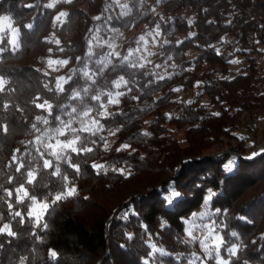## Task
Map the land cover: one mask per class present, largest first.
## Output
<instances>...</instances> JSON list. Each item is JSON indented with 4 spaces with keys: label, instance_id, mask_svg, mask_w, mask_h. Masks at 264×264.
Returning <instances> with one entry per match:
<instances>
[{
    "label": "trees",
    "instance_id": "trees-1",
    "mask_svg": "<svg viewBox=\"0 0 264 264\" xmlns=\"http://www.w3.org/2000/svg\"><path fill=\"white\" fill-rule=\"evenodd\" d=\"M129 9L117 0H0V19L7 16L20 29L18 46L9 42V32L0 44V224L16 233L0 234V264H203L185 221L210 189L216 190L211 208L224 240L222 258L264 264V147L237 160L229 174L223 170L227 153L208 154L226 139L244 142L245 117L264 111V0H129ZM61 12L64 22L53 26ZM141 28L157 38L152 62L135 54L127 59L138 36L118 55L96 41L110 39L114 30ZM238 58L243 65L232 72ZM47 60L69 63L54 71ZM81 71L95 73L93 81ZM67 77L71 81L58 92ZM77 91L80 98L72 99ZM190 91V100L180 96ZM119 92L120 103L108 104L107 94ZM44 101L53 106L50 115L36 107ZM100 104L106 119L97 116L104 111ZM93 119L103 130L81 131V121L91 126ZM75 135L81 137L78 148L93 149L66 153L79 171L47 148ZM14 157L23 161L20 171ZM43 158L53 168L59 164L61 176L44 170ZM29 170L37 173L33 185H27ZM21 184L50 204L40 225L26 216L30 201L16 202ZM69 189L73 195L52 203ZM173 192L180 195L169 203ZM152 243L162 253H152ZM233 245L236 255L228 250ZM205 263L218 264L214 258Z\"/></svg>",
    "mask_w": 264,
    "mask_h": 264
},
{
    "label": "rangeland",
    "instance_id": "rangeland-1",
    "mask_svg": "<svg viewBox=\"0 0 264 264\" xmlns=\"http://www.w3.org/2000/svg\"><path fill=\"white\" fill-rule=\"evenodd\" d=\"M117 1L122 6L124 11L129 9V0H117ZM64 20H65V12H61L59 14V17L57 19H54L53 26L61 25L64 22ZM0 30L4 31L5 33L9 32L10 37L13 34L18 33L15 44L18 45L20 29L14 27L13 22L9 17L4 16L0 19ZM134 36H138L140 44H138V46L135 48L130 47L128 49V54L126 56L127 59H130L135 54L140 58L142 63L152 62V55L155 52V45L157 44V38L151 31L144 30L143 28H141L139 31H132L130 34H125L124 32H121L119 30H114L113 33L111 34L110 39L100 40V41L96 40V41L103 46H109L111 50L110 55H118L122 51L124 43L132 39ZM1 42L2 40H0V44ZM242 65H243L242 58H238L236 64L232 66L231 71L235 72ZM47 66H49L52 70L57 71L64 66V63L57 60H47ZM180 96L185 100H190L193 94L191 91L180 92ZM173 130L176 133V135L180 137V139L184 138L183 132L177 131L175 128ZM240 131L247 136L244 138L245 139L244 142L239 144L238 142L240 140L237 141L232 139H226L223 147L215 148L214 150L208 152V154L226 153L227 151H230L231 149L237 147H239V149L244 153H248L252 148L251 146H253L252 144L253 141L260 143L261 145L264 144V111L256 112L253 116L247 115L244 119L243 128H241ZM114 139L115 137L111 136L109 144L112 143ZM215 191L216 190L214 189H210L206 194V199L209 195V192L214 194L216 193ZM211 206H212V200L209 201L207 204H205L204 202L200 210L195 211L188 216L187 221H185L187 226L186 234H187V238L191 243H198L199 247L201 248V251L204 254L203 259H206L207 261L210 258H214L218 262V260L221 259L225 260L221 256V248L224 245V240H223V244L220 246L219 253H217L215 250H212L210 253L206 252L203 247L204 244H207L210 250L214 249V245L217 243L214 240V237L216 235L222 237L220 232L217 231V226L215 224V219H214L215 212L212 210ZM44 216L41 218V220L44 218ZM151 245H155L156 247H158L154 243H152ZM233 247L238 249L236 245H233L230 248ZM158 248L160 249V251L155 253H162L163 250L160 247ZM206 261H203V264H207L205 263ZM194 262L196 263L197 259H194Z\"/></svg>",
    "mask_w": 264,
    "mask_h": 264
},
{
    "label": "snow or ice",
    "instance_id": "snow-or-ice-1",
    "mask_svg": "<svg viewBox=\"0 0 264 264\" xmlns=\"http://www.w3.org/2000/svg\"><path fill=\"white\" fill-rule=\"evenodd\" d=\"M27 6L28 7H33V5H27ZM44 7L51 9V8H53V5L51 3H47L46 5H44ZM128 12H130V9H129ZM128 12H122V15H127ZM58 17H59V14L54 19H57ZM28 27H31V26L29 25ZM7 35H8L7 33H5L4 31L0 30V40H2ZM17 36H18V33L17 34H13L11 36V39L9 40V42L11 44L15 45ZM63 63L67 64V63H69V61L68 60H64ZM96 63L99 65V64H102V61L97 60ZM233 63H235V61H233ZM100 71H102V68L100 69ZM80 74H81V76H83L88 81H93L94 76H95V73H90L89 71H81ZM70 81H71L70 77L63 78V81H62L61 85L56 90L58 92H60V93H63L65 91V85L68 84ZM4 83L5 82L3 81V78H0V90H3ZM124 85L125 86L127 85V81L124 82ZM114 86H115V88L120 89L122 85L119 82H116ZM82 91H83V93H87L88 89L85 88ZM122 95H123L122 92H119V93H117L115 95H113L111 93L107 94V97H108L107 103L111 104V105H118L120 103L119 97L122 96ZM80 96H81V92L80 91L74 92L72 94V99H78V98H80ZM92 99L96 100V101H100L101 97L100 96H93ZM36 100H40V98L37 97ZM45 105H47V108L45 107ZM36 107H38L42 111H47V113L49 115L51 114V110L53 108V106L51 104H49L47 101H44V103H37ZM98 108H103L104 111L101 112V111L98 110L97 111V116L102 118V119L108 118L106 105L100 104L98 106ZM71 112L72 113H76L77 109L76 108H72ZM90 112H91V109L86 111V112H84V116L87 117ZM43 123L47 124L48 121L45 120V121H43ZM71 123H72V121L68 122L69 125ZM62 125L65 126L64 125V121H62ZM101 130H103V125L100 124L99 120H97V119H93L91 121V126L86 124L84 121H81V131H83V132L90 133L91 135H96L97 132H99ZM55 131L60 133V135H64V132L61 131V129H55ZM76 131L77 130L75 128H71V132L72 133H75ZM144 135H148V133H144ZM84 139L87 140L88 137L86 136ZM101 139H103V138L101 137ZM78 142H81V137L78 136V135H75L74 138L67 139L66 141H61V140L57 139L55 141V144L49 143L47 145L48 150H50L49 151V155L55 157L56 161L63 160V162L68 164L70 167H72L74 169V171H79V166L73 164L71 162L70 156L66 155V153H69V152L70 153H74V154H80L81 152L90 153V152L93 151V149L90 148V147H87L86 145L78 148L77 147ZM93 143H94V141H93ZM105 147H107V145H105ZM122 147H123V149H127L130 146L125 144ZM40 155H41V157H43L44 153H41ZM13 160L17 164V169L16 170L20 171L24 167L23 161L17 160L16 157H14ZM92 167L94 169H98L99 168V166L95 165V164L92 165ZM42 168L44 170H49L53 176H57V177L61 176V168H60L59 164H57L55 166V168H53V161L50 160V159H47V158H43L42 159ZM119 171L122 174L124 172L123 169H120ZM26 175H27V185H33L36 182V180H37V173L35 171L29 170V171H27ZM64 179L66 180L67 177H64ZM74 192H75V189H69V190H67L66 193L64 192V194L57 193L53 197L52 203L54 204L55 202H59L62 199H64L65 196L73 195ZM7 195L9 197H12L13 196V192L12 191H8ZM179 195L180 194L178 192H173L171 194V197H169V203L171 202V198L172 197H178ZM213 195H214L213 193L209 192V195H208L207 199L205 200V204H207L209 201L212 200ZM15 197H16V202L17 203H25L26 200L30 201V203L27 206L26 216L28 218L34 220L36 225H40L41 218L45 215V212L47 210H49V208H50L49 202H46V201L45 202H41V201H39L34 195L30 194L29 189L24 184H21L18 188L15 189ZM8 206H9V208H13V204L12 203H9ZM24 215L25 214L20 212V211H15L14 212V216L15 217H20L21 218V222H26L23 219ZM43 227L46 228L47 225L44 224ZM0 234H6L8 236L16 235L13 227L9 223L0 224ZM210 235H211V232H210ZM236 235L237 234L235 232L232 233L233 237H235ZM129 238H131V237H129ZM214 240L217 242L214 245V249L210 250L207 244L203 245V247H204L206 252L210 253L212 250H215L217 253H219L220 246L223 244V239L219 235H216L214 237ZM149 247H150L152 253L160 251V249L158 247H156L155 245H150ZM229 252L232 255H236L237 254V249L235 247L230 248ZM51 255H52V257H55L56 256L55 251H52ZM218 264H228V261L221 259V260H218Z\"/></svg>",
    "mask_w": 264,
    "mask_h": 264
},
{
    "label": "built area",
    "instance_id": "built-area-1",
    "mask_svg": "<svg viewBox=\"0 0 264 264\" xmlns=\"http://www.w3.org/2000/svg\"><path fill=\"white\" fill-rule=\"evenodd\" d=\"M252 142V141H251ZM253 146H251V150L248 153H244L239 149V147L231 149L227 151V159L223 165V170L226 174L234 172L236 170V162L239 159H247V157L251 154H254L261 150L264 147V144L257 143L256 141L252 142Z\"/></svg>",
    "mask_w": 264,
    "mask_h": 264
}]
</instances>
